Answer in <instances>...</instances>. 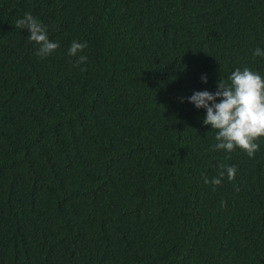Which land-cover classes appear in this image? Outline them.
I'll list each match as a JSON object with an SVG mask.
<instances>
[{
  "label": "trees",
  "instance_id": "obj_1",
  "mask_svg": "<svg viewBox=\"0 0 264 264\" xmlns=\"http://www.w3.org/2000/svg\"><path fill=\"white\" fill-rule=\"evenodd\" d=\"M257 48L264 0H0V264H264V139L214 150L187 99Z\"/></svg>",
  "mask_w": 264,
  "mask_h": 264
},
{
  "label": "clouds",
  "instance_id": "obj_2",
  "mask_svg": "<svg viewBox=\"0 0 264 264\" xmlns=\"http://www.w3.org/2000/svg\"><path fill=\"white\" fill-rule=\"evenodd\" d=\"M15 27L28 29L29 41L39 46L36 53L39 57H48L59 48L57 42L49 39L47 28L31 13H26L22 19H18ZM86 47V42L73 41L68 54L76 56ZM253 55L264 57V51L257 48ZM86 61L87 56L80 55L76 65ZM202 79L207 83L206 76ZM228 80L229 82H225L221 79L215 92L196 91L187 99L197 108L207 110L203 123L216 130L217 143L213 145L214 150L232 152L239 148L249 157H254L260 148L258 141L264 139V76L245 67L242 70L235 69ZM217 98H221L219 102ZM220 167L223 170L220 171L219 177L211 181L216 186L222 183L225 171L229 181L234 180L237 174L235 166L226 167L222 164ZM208 182L206 178L205 183Z\"/></svg>",
  "mask_w": 264,
  "mask_h": 264
}]
</instances>
